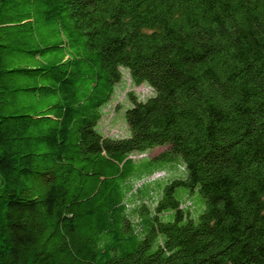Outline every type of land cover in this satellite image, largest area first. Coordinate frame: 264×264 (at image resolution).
I'll list each match as a JSON object with an SVG mask.
<instances>
[{
  "label": "trees",
  "instance_id": "obj_1",
  "mask_svg": "<svg viewBox=\"0 0 264 264\" xmlns=\"http://www.w3.org/2000/svg\"><path fill=\"white\" fill-rule=\"evenodd\" d=\"M0 264H264V0H0Z\"/></svg>",
  "mask_w": 264,
  "mask_h": 264
},
{
  "label": "rangeland",
  "instance_id": "obj_2",
  "mask_svg": "<svg viewBox=\"0 0 264 264\" xmlns=\"http://www.w3.org/2000/svg\"><path fill=\"white\" fill-rule=\"evenodd\" d=\"M123 71V79L119 85H117L116 93L110 103L104 108L103 110V117L102 120L98 126L100 132L105 137H111V138H125L128 136V127L125 121V112L127 109H129L132 106V98L130 96V93L135 95V98L140 101H144L148 99L149 97L153 96V90L146 86L142 85L140 87H137L133 84L132 79L130 77V71L124 67H122ZM168 150V147H156L153 150H150L146 152L145 154H135L134 158L136 160H140L143 158H154L159 156L160 154L166 152ZM169 166V165H168ZM166 168V167H165ZM175 173L174 168L169 166V168H166V172H159L155 174L152 178L149 180H145L144 183L141 182L137 184V188L144 186V184H150L151 190L153 192L155 188V184L158 181L165 182L169 179L173 180L175 176L168 175V173ZM167 183V182H166ZM183 191H178L177 196L179 199H182V193ZM197 196L200 198L199 192H196ZM139 196V195H138ZM187 204L186 206L193 211L195 214V211L199 209L200 205L199 202L196 199V196L188 197L187 198ZM149 205L151 204L149 201H146ZM143 203V201L140 199V196L135 199L130 206V209H133L134 207L140 206ZM145 203L147 206L148 204Z\"/></svg>",
  "mask_w": 264,
  "mask_h": 264
}]
</instances>
